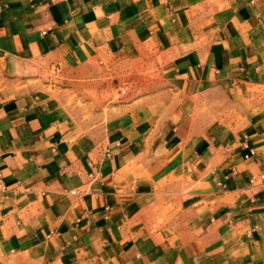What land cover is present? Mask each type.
<instances>
[{"label": "crops", "instance_id": "1", "mask_svg": "<svg viewBox=\"0 0 264 264\" xmlns=\"http://www.w3.org/2000/svg\"><path fill=\"white\" fill-rule=\"evenodd\" d=\"M117 56L161 84L84 133L18 72ZM0 264H264V0H0Z\"/></svg>", "mask_w": 264, "mask_h": 264}, {"label": "rangeland", "instance_id": "2", "mask_svg": "<svg viewBox=\"0 0 264 264\" xmlns=\"http://www.w3.org/2000/svg\"><path fill=\"white\" fill-rule=\"evenodd\" d=\"M26 70L27 73H24V68L18 72L23 73L22 77L25 74L32 76V80L27 82L34 89L46 92L50 98L64 104L69 111L64 116L69 122L80 125L77 131L83 133L91 125L120 113L129 103L152 92L153 88L158 89L161 84L153 79L155 70L152 66L138 64L136 60H122L120 56L114 57L111 64L88 65L74 74L56 65H48L44 58L34 59ZM76 75L80 77H74ZM211 103L212 97L208 98L206 109L210 122L217 118L215 106L210 108Z\"/></svg>", "mask_w": 264, "mask_h": 264}, {"label": "built area", "instance_id": "3", "mask_svg": "<svg viewBox=\"0 0 264 264\" xmlns=\"http://www.w3.org/2000/svg\"><path fill=\"white\" fill-rule=\"evenodd\" d=\"M253 153H255V149L254 148H250L249 154H253ZM249 154H247L246 156H248Z\"/></svg>", "mask_w": 264, "mask_h": 264}]
</instances>
